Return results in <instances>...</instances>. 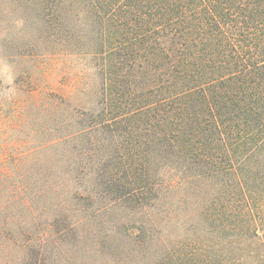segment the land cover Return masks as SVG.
I'll return each instance as SVG.
<instances>
[{
  "label": "trees",
  "instance_id": "obj_1",
  "mask_svg": "<svg viewBox=\"0 0 264 264\" xmlns=\"http://www.w3.org/2000/svg\"><path fill=\"white\" fill-rule=\"evenodd\" d=\"M34 4L83 67L66 207L0 233L8 264H76L84 226L113 212L146 215V264H264V0Z\"/></svg>",
  "mask_w": 264,
  "mask_h": 264
},
{
  "label": "rangeland",
  "instance_id": "obj_2",
  "mask_svg": "<svg viewBox=\"0 0 264 264\" xmlns=\"http://www.w3.org/2000/svg\"><path fill=\"white\" fill-rule=\"evenodd\" d=\"M35 15L34 0H0L1 234L36 225L42 231L68 201L66 111L70 101L79 99L73 92L83 63L64 44L59 48L46 32L49 26L44 28ZM83 232L76 264L147 263L144 213L105 214L89 221ZM176 237L171 235L167 245ZM4 246L0 238V264L13 259ZM133 247L136 260H131ZM140 249H145L142 254ZM154 250L153 258H161L166 247L158 240Z\"/></svg>",
  "mask_w": 264,
  "mask_h": 264
}]
</instances>
